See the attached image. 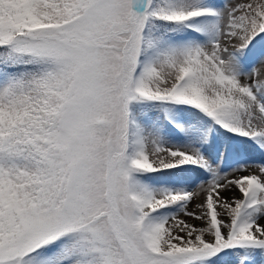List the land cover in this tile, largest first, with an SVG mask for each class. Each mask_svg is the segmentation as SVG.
Returning <instances> with one entry per match:
<instances>
[{
  "label": "snow or ice",
  "instance_id": "obj_1",
  "mask_svg": "<svg viewBox=\"0 0 264 264\" xmlns=\"http://www.w3.org/2000/svg\"><path fill=\"white\" fill-rule=\"evenodd\" d=\"M0 264H264V0H0Z\"/></svg>",
  "mask_w": 264,
  "mask_h": 264
}]
</instances>
